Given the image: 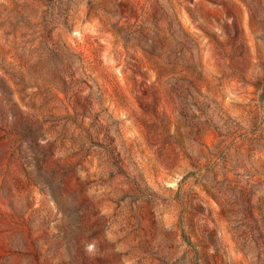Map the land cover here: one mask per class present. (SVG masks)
<instances>
[{"label":"rangeland","instance_id":"374dc122","mask_svg":"<svg viewBox=\"0 0 264 264\" xmlns=\"http://www.w3.org/2000/svg\"><path fill=\"white\" fill-rule=\"evenodd\" d=\"M0 264H264V0H0Z\"/></svg>","mask_w":264,"mask_h":264}]
</instances>
